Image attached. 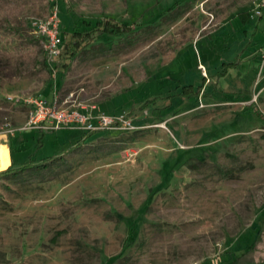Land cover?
<instances>
[{"label": "rangeland", "instance_id": "rangeland-1", "mask_svg": "<svg viewBox=\"0 0 264 264\" xmlns=\"http://www.w3.org/2000/svg\"><path fill=\"white\" fill-rule=\"evenodd\" d=\"M262 1L0 0V22L59 6L62 38L73 22L106 17L143 29L98 36L106 50L58 68L54 92L34 68L45 57L39 35L0 46V146L11 151L14 132L27 139L16 167L63 156L0 178V264H264V118L247 112L255 102L264 113V18L240 17ZM185 85L193 94L180 95ZM38 97L132 125L45 129L40 145L25 129Z\"/></svg>", "mask_w": 264, "mask_h": 264}, {"label": "trees", "instance_id": "trees-1", "mask_svg": "<svg viewBox=\"0 0 264 264\" xmlns=\"http://www.w3.org/2000/svg\"><path fill=\"white\" fill-rule=\"evenodd\" d=\"M66 3V2H65ZM68 6V4L66 3ZM69 7V6H68ZM69 12L71 13V10L68 8ZM256 14V12L246 11L241 13L240 17L242 18L243 22L250 21L251 17H253ZM264 18V13L262 15H259V20L262 21ZM31 21L28 19H22L20 21L12 20L11 18H2L0 22V46H8L14 45L15 47L20 45V42H23L24 40L32 41L33 43L38 42L39 40L36 37L31 36L30 31L31 28ZM139 23H136L135 25L130 23H122L117 21L114 17H106L104 19H99L95 23H87L86 27L81 29L80 26L76 22H73V28L72 31L66 30L64 32V36L62 38V22H61V38H62V45L60 49V54L57 58V60L61 57L63 61L56 64V67H52L48 62V56L47 51L45 50V57L42 60V62H39V65H34V68L37 66H40V70L47 71L50 74L51 79V87L52 92H54L55 89V83H56V75H57V69L58 68H67L70 64V62H73L75 60H78L80 56L85 52H89L92 49H98L99 50H106V48H103L102 45H98L94 43L98 36H116V37H123V36H135L137 33L143 31L142 28L137 29L136 26H139ZM259 30V25H257V29ZM8 38V39H7ZM10 41H5L9 40ZM43 40V38L41 37ZM44 41V40H43ZM94 45H93V44ZM11 47V46H10ZM241 57H239L237 60L233 61H226L225 62V71L220 73L221 76H225L229 70L231 69H238L241 65ZM38 69V68H37ZM35 68V70H37ZM206 78V77H205ZM207 80V79H206ZM170 81V80H168ZM147 83V82H146ZM169 83V82H168ZM206 86L205 84L200 86L198 93H202L204 88ZM194 92V86L193 85H185L184 90L180 93V95H189L193 94ZM160 96H155L154 98L148 99L144 105L143 108H146V106L150 103H156ZM166 98H170L166 97ZM247 112H254L259 114L261 117L264 118V113L259 109L257 103L253 102L251 103L248 108ZM32 131L36 133H40L38 136L40 145L41 142H43V136L47 132L45 129H31ZM19 132V131H18ZM18 132H14V135L12 136V144H11V154H12V164L10 167H8L5 170L0 171V178H7L10 176L17 177L19 174L23 172H27V170H33V171H48L50 170V166L52 165V162L56 159H62L63 156L59 157H47L42 162H36L33 159L24 161L22 163V166L16 167V158L15 157V146H19L21 149L25 150L26 147V141L22 134H18ZM21 132V131H20ZM22 133V132H21ZM89 133V132H87ZM94 134L91 133L92 136ZM36 138V136H34ZM81 146V142L78 143L77 147ZM74 150V148L72 149ZM260 230V228H259ZM258 230V231H259ZM257 231V232H258ZM130 242L128 245H131Z\"/></svg>", "mask_w": 264, "mask_h": 264}, {"label": "built area", "instance_id": "built-area-1", "mask_svg": "<svg viewBox=\"0 0 264 264\" xmlns=\"http://www.w3.org/2000/svg\"><path fill=\"white\" fill-rule=\"evenodd\" d=\"M59 11V6L55 5L52 7L49 16L36 18L31 23L32 30L44 40L48 62L52 67H54V63L60 54L62 45V21ZM263 13L264 0L256 11V15L259 16ZM95 108L92 107L88 111H83L84 109L62 106L57 97L52 101L38 97L31 101V109L25 129L82 128V130L92 133L132 125V122L124 114H110ZM11 132H13L11 129L4 131L5 135L3 136H8Z\"/></svg>", "mask_w": 264, "mask_h": 264}, {"label": "bare ground", "instance_id": "bare-ground-1", "mask_svg": "<svg viewBox=\"0 0 264 264\" xmlns=\"http://www.w3.org/2000/svg\"><path fill=\"white\" fill-rule=\"evenodd\" d=\"M11 163L9 149L7 146H0V171L5 170Z\"/></svg>", "mask_w": 264, "mask_h": 264}, {"label": "crops", "instance_id": "crops-1", "mask_svg": "<svg viewBox=\"0 0 264 264\" xmlns=\"http://www.w3.org/2000/svg\"><path fill=\"white\" fill-rule=\"evenodd\" d=\"M52 96V95H51ZM50 98L51 97H48L47 99L48 100H50ZM104 112H107V111H104ZM107 113H109V112H107ZM114 112H112L111 114H113ZM62 129V128H61ZM61 129H58V130H61ZM63 129H67V128H63ZM68 129H72V128H68ZM82 133L84 132V133H87L86 131H84V130H82L81 131ZM90 133V132H89ZM93 133V132H92ZM97 132H94V134H96ZM81 134V133H80ZM80 136V135H79ZM91 136V135H90ZM73 141H75V140H73ZM67 144V143H66ZM65 144V145H66ZM9 154H10V159H11V163H10V165L12 164V157H11V151H10V148H9ZM10 165H9V167H10Z\"/></svg>", "mask_w": 264, "mask_h": 264}]
</instances>
